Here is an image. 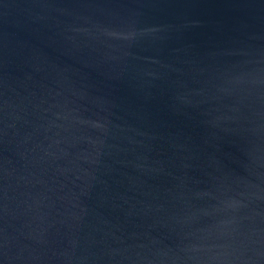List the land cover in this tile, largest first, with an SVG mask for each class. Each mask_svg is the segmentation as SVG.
Masks as SVG:
<instances>
[{
  "label": "water",
  "instance_id": "1",
  "mask_svg": "<svg viewBox=\"0 0 264 264\" xmlns=\"http://www.w3.org/2000/svg\"><path fill=\"white\" fill-rule=\"evenodd\" d=\"M0 264H264V0H0Z\"/></svg>",
  "mask_w": 264,
  "mask_h": 264
}]
</instances>
